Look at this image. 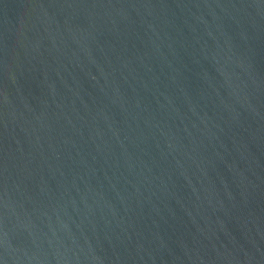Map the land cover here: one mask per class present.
Here are the masks:
<instances>
[{"label":"water","instance_id":"1","mask_svg":"<svg viewBox=\"0 0 264 264\" xmlns=\"http://www.w3.org/2000/svg\"><path fill=\"white\" fill-rule=\"evenodd\" d=\"M0 264H264V0H0Z\"/></svg>","mask_w":264,"mask_h":264}]
</instances>
